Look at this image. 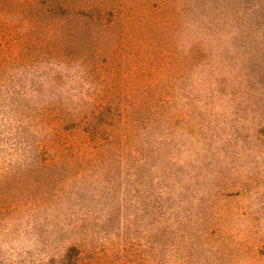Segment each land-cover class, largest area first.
<instances>
[{
	"label": "rangeland",
	"instance_id": "1",
	"mask_svg": "<svg viewBox=\"0 0 264 264\" xmlns=\"http://www.w3.org/2000/svg\"><path fill=\"white\" fill-rule=\"evenodd\" d=\"M264 264V0H0V264Z\"/></svg>",
	"mask_w": 264,
	"mask_h": 264
},
{
	"label": "trees",
	"instance_id": "2",
	"mask_svg": "<svg viewBox=\"0 0 264 264\" xmlns=\"http://www.w3.org/2000/svg\"><path fill=\"white\" fill-rule=\"evenodd\" d=\"M80 252L75 247L69 248L65 254L51 264H85L79 259Z\"/></svg>",
	"mask_w": 264,
	"mask_h": 264
}]
</instances>
